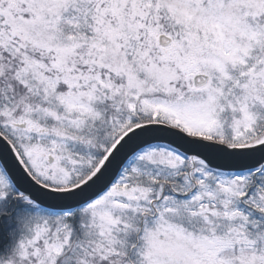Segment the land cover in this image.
<instances>
[{"label": "snow or ice", "instance_id": "obj_1", "mask_svg": "<svg viewBox=\"0 0 264 264\" xmlns=\"http://www.w3.org/2000/svg\"><path fill=\"white\" fill-rule=\"evenodd\" d=\"M0 264H264V0H0Z\"/></svg>", "mask_w": 264, "mask_h": 264}]
</instances>
